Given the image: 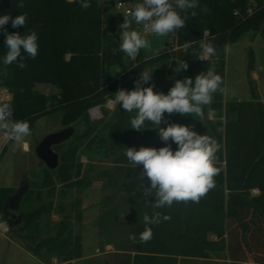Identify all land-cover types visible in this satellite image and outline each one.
Wrapping results in <instances>:
<instances>
[{
  "label": "trees",
  "instance_id": "1",
  "mask_svg": "<svg viewBox=\"0 0 264 264\" xmlns=\"http://www.w3.org/2000/svg\"><path fill=\"white\" fill-rule=\"evenodd\" d=\"M18 2L0 0V16L27 13L25 27L12 28L11 23L5 27L9 33L21 35L36 31L39 49L35 59L24 54V69L15 63L5 66V34L0 29V88L10 99L12 118L28 121L30 130L56 113L63 114L64 129L84 121L81 135L75 134L68 144L55 147L60 155L59 167L52 171L41 163L40 189L29 191L24 198L36 203L45 198L51 201L22 214L18 223L13 222L12 232L26 252L36 258L54 257L60 264L83 258V237L75 230V225L83 221L82 201L72 202L67 209L64 204L56 207L54 200L93 186L80 161L81 147L86 145L91 151H103L111 160V167L102 173L104 188L120 193L128 204L129 237L135 234L137 242L130 239V254L120 264H183L194 259L210 260L215 254L227 255L228 264H264V102L252 81L250 100L225 102L224 93L213 94V102L203 106V112L212 113L214 120L165 113L167 123L161 127L168 123L187 125L217 140L221 148L216 166L221 171L214 177L216 186L199 202H174L170 208L156 209L171 219L151 225L153 238L148 243L138 242L145 227L142 215L153 213L140 189L139 173L143 168H134L124 152L126 147L139 150L142 146L159 149L166 145L158 141L154 128L131 129L129 120L134 114L125 112L122 106L116 108L108 123L100 125L90 119L91 110L112 99L124 82L140 76L149 66H157L158 92L167 94L174 86L165 83V70L158 65L176 64V59L187 62L189 67L184 72L194 81L200 72L191 63L201 51V39L217 49V54L209 58L216 63V74L222 77L225 88V46L239 43L251 32L264 40V0H199L197 15L191 16L189 10L186 26L168 35L175 49L149 60L139 57L120 79L112 75V69L124 66L126 54L118 50L120 37L107 29L108 24L117 23L109 17V6L114 1L89 0L91 6L86 10L79 0H23L22 9L16 7ZM205 7L210 11L204 12ZM113 49H117L115 54ZM248 57L251 74L255 67L252 49ZM37 85L52 86L59 93L45 95L36 90ZM169 144L177 150L175 143ZM149 183L145 178V184ZM15 192L14 188L0 187L1 221L7 219V204ZM149 199L154 201V197ZM54 212L61 218L56 225L46 221Z\"/></svg>",
  "mask_w": 264,
  "mask_h": 264
},
{
  "label": "clouds",
  "instance_id": "2",
  "mask_svg": "<svg viewBox=\"0 0 264 264\" xmlns=\"http://www.w3.org/2000/svg\"><path fill=\"white\" fill-rule=\"evenodd\" d=\"M75 2V0H74ZM82 9H88L91 4L89 0H79ZM23 0L16 4L17 8H24ZM200 7L199 0H142L134 8L124 15V21L119 25L122 29L119 39V51L135 61L141 49H149L150 41L146 38L147 33L160 37L168 36L186 26V19L191 10V16L195 17V11ZM177 9L179 11H177ZM210 9L204 8V12ZM181 12L184 16H181ZM27 13L13 17L11 13L0 16V29L5 34L4 46L7 49L3 56V64L9 66L17 64L20 69L27 65V58L35 59L38 55V34L30 31L21 35L19 32L9 33L5 27L11 23L12 28L25 27ZM143 25V32L133 25ZM190 42H186V46ZM202 53L198 55L201 60L217 54L216 47L205 39L200 40ZM117 49H113L115 54ZM225 51H228L225 46ZM174 73L178 74L189 67L185 60L176 59ZM153 72H140V79L134 82L131 91L119 89L109 104L120 105L130 116V128L143 131L154 128L161 141L166 146L159 149L154 147H126L124 155L128 162L134 167L141 166L143 170L139 173L140 189L146 204L153 209L152 215L144 213L142 223L144 230L139 233V243H148L153 238L151 225H158L163 221L171 219L169 215H162L156 209L171 207L174 202H199L215 185L214 177L219 175L221 169L217 167V152L221 145L217 140L206 134H198L192 127L178 123H168L167 127H161L167 123L164 119L165 113L193 116L203 119V106L211 105L213 94L224 93L222 77L213 70L208 69L195 77L176 79L174 86L167 94L154 91L155 85L145 87L152 80ZM11 105L4 103L0 105V130H3L8 139L20 144L25 137L31 134L30 124L26 120H14ZM151 125V127H149ZM169 140L178 147L173 151ZM145 178L150 182L145 184ZM154 197V201H150ZM129 239L137 242L135 234Z\"/></svg>",
  "mask_w": 264,
  "mask_h": 264
},
{
  "label": "rangeland",
  "instance_id": "3",
  "mask_svg": "<svg viewBox=\"0 0 264 264\" xmlns=\"http://www.w3.org/2000/svg\"><path fill=\"white\" fill-rule=\"evenodd\" d=\"M113 1L114 3L109 6V17L115 18L117 23L116 25L108 24L107 29L120 37L122 29L119 25L124 21L125 10L134 8L142 0ZM119 2L125 4L126 8L120 9L117 6ZM133 26L138 28L143 25L134 24ZM146 38L150 41L151 47L141 49L135 61L130 60L126 55L124 66L112 69L114 77L120 79L124 71L131 69L138 63L139 57L149 60L160 53L171 52L175 49L168 36L146 35ZM250 49L254 51L255 55V67L251 74H249L248 57ZM201 53L202 50L197 53L191 66L200 73H206L208 69L216 73V63L210 58L207 60L199 59L198 55ZM206 65L208 67L205 69ZM158 67L165 70L164 78L167 85L174 83L176 79L182 80L187 77L184 71L178 74L174 73L173 70L176 67L174 62L164 63ZM155 69L157 66H149L144 70L153 72L152 80L145 84V87L151 84L155 85V80L158 78ZM225 74V102L250 100V81L264 102V40L258 34L248 33L239 43L228 48ZM138 79L140 76L124 82L122 88L131 91L135 86L134 82ZM36 90L45 95L59 93L57 88L46 85H37ZM154 91L158 92L156 86ZM119 106L110 105L107 101L98 109L90 111V119L100 125L102 122L108 123L113 120L115 110ZM62 117V113H56L41 119L31 130V134L25 137L19 145L8 139L6 133L0 130V187L16 190L7 204V219L5 221L0 220V264H60L54 257L43 255L41 258H36L26 252L23 243L14 236L11 227L13 222L14 224L15 222L18 223L22 214L31 212L51 201L49 198H45L42 203H36L27 202L24 198L29 191L40 189L44 166L36 155V148L47 135L64 129L61 123ZM202 120H214L213 114L204 112ZM73 127L75 134L81 135L84 131V121L80 120ZM158 141L164 143L160 137ZM5 148L7 150L4 153ZM80 161L84 166L85 175L93 181V186L89 189L71 191L66 199L56 198L54 200L56 207L64 204L67 209H70L72 202L82 201L83 221L81 224L75 225V230L77 233H81L83 237L84 256L82 260L73 264H120L130 254L131 250L127 226L128 204L120 193L104 188L102 173L111 167V160L105 156L103 151H91L84 145L81 147ZM60 220L61 218L56 212L46 219L52 225H56ZM228 263L227 255L215 254L210 260L194 259L183 264Z\"/></svg>",
  "mask_w": 264,
  "mask_h": 264
},
{
  "label": "water",
  "instance_id": "4",
  "mask_svg": "<svg viewBox=\"0 0 264 264\" xmlns=\"http://www.w3.org/2000/svg\"><path fill=\"white\" fill-rule=\"evenodd\" d=\"M74 135L75 128L71 126L59 132L47 135L38 144L36 148V155L46 168L54 171L59 167L60 155L55 151V147L68 143L74 137Z\"/></svg>",
  "mask_w": 264,
  "mask_h": 264
},
{
  "label": "built area",
  "instance_id": "5",
  "mask_svg": "<svg viewBox=\"0 0 264 264\" xmlns=\"http://www.w3.org/2000/svg\"><path fill=\"white\" fill-rule=\"evenodd\" d=\"M117 6L120 8V9H123V8H126V5L119 2L117 4ZM131 8H127L125 10V13H127ZM139 30H141V32H143V26L142 27H138ZM146 35H153V36H156L155 34H152V33H147ZM4 103H8L10 104V99L6 97L4 91L0 88V105L4 104ZM7 231V229H6Z\"/></svg>",
  "mask_w": 264,
  "mask_h": 264
},
{
  "label": "crops",
  "instance_id": "6",
  "mask_svg": "<svg viewBox=\"0 0 264 264\" xmlns=\"http://www.w3.org/2000/svg\"><path fill=\"white\" fill-rule=\"evenodd\" d=\"M81 260H82V259H81ZM77 261H80V260H77ZM74 262H76V261H74ZM74 262H72V264H73Z\"/></svg>",
  "mask_w": 264,
  "mask_h": 264
}]
</instances>
